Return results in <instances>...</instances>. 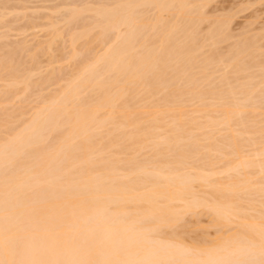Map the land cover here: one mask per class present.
Segmentation results:
<instances>
[{"label": "bare ground", "instance_id": "bare-ground-1", "mask_svg": "<svg viewBox=\"0 0 264 264\" xmlns=\"http://www.w3.org/2000/svg\"><path fill=\"white\" fill-rule=\"evenodd\" d=\"M77 1L23 27L29 69L0 53V264H264L260 36L212 0Z\"/></svg>", "mask_w": 264, "mask_h": 264}, {"label": "rangeland", "instance_id": "rangeland-1", "mask_svg": "<svg viewBox=\"0 0 264 264\" xmlns=\"http://www.w3.org/2000/svg\"><path fill=\"white\" fill-rule=\"evenodd\" d=\"M1 1L2 0H0V3H1ZM3 1H5V2H3ZM2 1V3H1V6H0V19H1V15H2V13H4V11H6L5 13H7L6 14V17H3L4 18V20H2L1 19V22H2V24H0V35L2 36V35H6V33L5 34H3L4 32H5V29H3V31L1 32V30H2V28L3 27H10L9 28V30H13L14 31V29H15V31L14 32H12V33H9L10 31L8 30V28L6 29L7 30V32L9 33H7L8 34V36H7V40L9 41H7L6 39H4V38H6V36H3V40L2 39H0V53L2 54V53H4L5 54V50L8 48H6V46H10V45H16L17 47H18V43H20L21 41L23 42V41H26V43L25 42H23V45H28V47L26 46V48L24 47V46H20V47H16V49L14 48V46L12 45V49H14V55H13V59H14V62H16V60H18V57L21 55V57L19 58L20 59V61L22 60V64H23V62H24V64H25V66L24 67H26V69H29V63H28V57L29 56H26L27 54L26 53H28V54H30V51H31V49H30V47L32 48V50H33V42L31 41H29V40H32L34 37L33 36H35L34 34L36 33V32H34L33 31V33H32V31H31V29L29 30V31H26L24 28H25V25H26V28L28 29L29 27H31V24H29V21H32L33 23H34V21H37V20H41V18H43L44 17V14H46L47 13V11H48V13L49 12H51L52 10H53V8L55 7L56 9H57V7H58V9L60 8V6H58V5H61V4H63L62 6L64 7L66 4H64V3H67L68 2V4L71 6V7H73V6H75V4H77V3H73L74 1L76 2L77 0H71V2H70V0H66V2L65 1H62V0H26V1H24V0H18L19 2L20 1H23L24 2V4H22L23 2H20L19 4H18V1L17 0H14V1H10V0H3ZM61 1L62 2H64V3H61ZM84 1H88V0H84ZM91 1V0H90ZM99 1H102L103 2V0H99ZM99 1H97L98 3H102V2H99ZM105 1V3H108L107 1H109V0H104ZM8 2H10V3H8ZM33 2V3H32ZM78 3H79V1H77ZM200 2H203V1H200ZM205 2V1H204ZM204 2H203V4H204ZM4 3V4H3ZM5 3H7V4H5ZM26 3H30L29 5L28 4H26ZM58 3V4H57ZM61 3V4H60ZM73 4V6L71 5V4ZM80 3H82V2H80ZM79 3V4H80ZM97 3V4H98ZM104 3V2H103ZM198 4H199V2H197ZM79 4H77V5H79ZM200 4H202V3H200ZM199 4V5H200ZM4 5H6V7H4ZM21 5V6H20ZM43 5V7H45V8H42L41 6ZM50 5V6H49ZM53 5H55V6H53ZM207 5H209V7H206ZM207 5H206V2H205V6H204V11L205 12H207V13H209V15L210 14H212V15H219L220 17H218V15L215 17H213L212 16V18L214 19V18H216V20H217V17H218V19H220L221 17L224 19V18H227V22H228V24H229V26L226 24V26L227 27H229L231 30V33H232V38L234 39H241L242 37L244 38L245 36H242V35H244V34H246V33H244V32H251L252 31V33H249V34H252V35H258V37L260 36V38L259 39H261L262 41L264 40L263 38H261V36L262 35H260L259 33H257L256 31H258V32H262V34H263V37H264V0H212V1H210L209 3H207ZM12 6H14V7H12ZM19 6H20V8H19ZM23 6H26L27 8H24ZM36 6L38 7L37 9H35L36 8ZM49 6V7H48ZM67 7H70V6H68V5H66ZM211 6V7H210ZM1 7H3V8H1ZM8 7V8H7ZM23 7V9H25L26 11H29V12H25V10H21V8ZM53 7V8H52ZM205 7H206V9H205ZM5 8H7V10L5 9ZM10 8H11V10H10ZM13 8V9H12ZM17 8V9H16ZM34 8V9H33ZM42 8V9H41ZM47 8H48V10H47ZM54 8V9H55ZM207 8H209V9H207ZM216 10H215V9ZM61 9H63L62 7H61ZM59 10V11H57V10H54V14H59V12L60 13H62V12H64V13H66L64 10ZM12 10H14L13 12H15V15H17V14H20V16L18 17V15H17V17L16 16H14V14H12ZM33 10H35V13L33 12ZM38 10V11H37ZM46 10V11H45ZM51 10V11H50ZM224 10V11H223ZM7 11H10L11 12V14H9L10 12H7ZM21 12V13H18V12ZM34 13V16L31 14L32 12ZM40 11H42V12H40ZM57 11V13H55ZM62 11V12H61ZM210 11V12H209ZM16 12H17V14H16ZM36 12H38L37 13V16L39 15V19L35 16L36 15ZM46 12V13H45ZM153 12V11H152ZM217 12V13H216ZM23 13H26V14H28L29 16H28V18H25V17H27L25 14H23ZM41 13L43 14V15H41ZM47 13V14H48ZM63 13V14H64ZM149 14L148 15H152V13L151 12H148ZM206 13V14H207ZM215 13V14H214ZM9 14V17L7 16ZM23 14V16L25 15V19L23 18V16H21ZM230 14V15H229ZM3 15H5V14H3ZM41 15V16H40ZM229 15V16H228ZM10 16H13V18L12 17H10ZM43 16V17H42ZM55 16V15H54ZM53 16V17H54ZM208 16V15H207ZM211 16V15H210ZM226 16H228V17H226ZM232 16V17H231ZM8 17V18H7ZM15 17L17 18V19H15ZM36 17V19L37 20H34V18ZM58 18H53L54 20L55 19H57L55 22H57V21H59V20H61V19H63V18H61V17H64L63 15L60 17L59 15L57 16ZM59 17L61 18V19H59ZM6 18H7V22H6ZM19 18L20 19H24V20H21V22L19 21ZM30 18H31V20H30ZM32 18H33V20H32ZM212 18L210 19L209 18V16H208V19H210V20H212ZM9 19V20H8ZM14 19V20H13ZM59 19V20H58ZM223 19H221L222 21H224ZM18 20V21H17ZM29 20V21H28ZM43 20V19H42ZM209 20V21H210ZM4 21H5V24H4ZM12 21H15V22H12ZM18 22V24H16L15 25V23H17ZM27 23H26V22ZM62 21V20H61ZM214 20H212V22H213ZM225 21H226V19H225ZM20 22V23H19ZM38 22V21H37ZM37 22H35V23H37ZM40 22V21H39ZM205 22V23H204ZM202 24H203V26H205L206 25V23H212L211 21L210 22H208V21H204ZM226 22V23H227ZM9 23H10V25H9ZM13 23V24H12ZM57 23H59V22H57ZM61 23V22H60ZM4 24V25H3ZM201 24V25H202ZM12 25V26H11ZM1 26H3L2 28H1ZM21 26H22V28L25 30V32H28V33H26V34H23V33H25V32H23L22 33V28H21ZM29 26V27H28ZM62 26V25H61ZM73 26V25H72ZM202 26V28H200V30L201 31H203L205 28ZM209 26V25H208ZM231 26V27H230ZM13 27V28H12ZM229 28H228V31H229ZM244 28V29H243ZM16 29H18V30H16ZM33 29V28H32ZM37 30V29H39L40 30V28H34V30ZM241 29V30H240ZM23 30V31H24ZM37 31V32H39V33H44V31H46V30H42V32H41V30L40 31ZM206 30V29H205ZM243 30H248V31H243ZM250 30V31H249ZM254 30H255V32H254ZM21 32V33H18V34H20V35H18V34H16L17 32ZM234 31V32H233ZM241 31H243V33H241ZM29 32H30V34L32 33L33 34V36H31V37H29L30 36V34H29ZM67 33H68V31H66ZM241 34H240V33ZM15 33V34H14ZM39 33H37L36 35V37H38L37 38V40L39 39H41L42 37H44L45 35L44 34H47V33H44L43 34V36H41V35H39ZM202 33V32H201ZM235 33V34H234ZM237 33H238V35H237ZM253 33H256V34H253ZM21 34H23L22 36L26 39V37H27V39L26 40H22V36H21ZM9 35H12V36H9ZM16 35V36H15ZM26 35V36H25ZM235 35V36H234ZM248 35V34H247ZM246 35V36H247ZM1 36H0V38H1ZM39 36H41V37H39ZM47 36V35H46ZM45 36V37H46ZM237 36V37H236ZM249 36V35H248ZM16 38V39H15ZM21 40H20V39ZM47 38V37H46ZM45 38V39H46ZM231 38V39H232ZM29 39V40H28ZM230 39V43H232L234 40L232 39L231 40ZM1 40H2V42H1ZM18 40L20 41V42H18ZM35 41H36V38L34 39ZM42 40H44V39H42ZM3 41L5 42V43H3ZM11 41V42H10ZM225 41H227V40H225ZM220 42L218 45H219V47H222L221 48V50H226L227 49V45H229L230 43L229 42ZM228 41H229V39H228ZM259 42L260 44H262V46L264 45V41L263 42ZM15 42H16V44H15ZM21 42V43H22ZM6 43H9V44H7L6 45ZM10 43H12V44H10ZM65 43L67 44V42L65 41ZM227 43V44H226ZM5 44V45H4ZM60 44V43H59ZM61 44H62V42H61ZM60 44V49L63 47L62 45ZM220 44H222L221 46H220ZM63 45H64V48L62 49L63 50V52H62V50L60 51V52H62V54H63V57H65L67 54H66V52H67V47H68V44H67V47H65V44L63 43ZM5 46V49L4 50H2L1 48L2 47H4ZM62 46V47H61ZM24 47V49L22 50V48ZM20 48H21V50H20ZM29 48V49H28ZM100 47H98V48H96V51H97V49H99ZM263 49H264V46L262 47ZM262 49V50H263ZM1 50H2V52H1ZM18 50H20V51H18ZM30 50V51H29ZM66 50V51H65ZM4 51V52H3ZM16 51H17V53H22V54H17L16 53ZM23 51H25V52H23ZM28 51V52H27ZM15 54H17V55H15ZM23 54H25V58L26 59H24L23 60ZM23 55V56H22ZM65 55V56H64ZM15 56H17V58L15 57ZM15 57V58H14ZM42 60H44L43 62H41L40 63V65H41V67L44 65V67H45V65L47 64H43L44 62H45V58L43 59L42 58ZM25 61H27V63H25ZM64 61V60H63ZM18 62V61H17ZM20 63V62H19ZM65 63H67L68 64V62L65 60ZM26 64H27V66H26ZM44 67H43V69H44ZM221 68H223V66L221 67ZM41 70H42V68H41ZM223 71H225V66H224V68L222 69ZM219 71H221V69L219 70ZM36 72V71H35ZM222 72V71H221ZM216 75H218V74H220V72L218 73H215ZM214 74V75H215ZM256 79V78H255ZM254 79V80H255ZM47 87H43L44 85H40V87L42 86L43 87V89L44 88H48V85L47 84H45ZM36 86V85H35ZM35 86L33 87L34 89H35ZM54 86V85H53ZM38 88H40L39 87V85L37 86ZM36 87V88H37ZM50 88H49V90L51 89V85L49 86ZM33 88H31V90L29 89L28 91H27V95H31L32 96V94L34 93V96L35 97H38V96H40V97H42V95L40 94V93H44L42 90V88H40V89H42V90H39L40 92H38V88L37 89H35V90H37V91H34V89ZM31 91H34L33 93L31 92ZM45 91V90H44ZM28 92H29V94H28ZM47 91H45V93H46ZM21 92H19V94H20ZM37 93L39 94V95H37ZM16 94L17 93H15V95H8V96H6V97H8V98H6V97H3V95L4 94H2L1 92H0V95H2V96H0V104L2 103V105H5L6 103L9 105H6V107H12V106H14L15 104L17 105V104H19V102H18V98H16V99H14L15 101H13V102H10L9 101V98H10V100L12 101V96L13 97H16ZM19 94H17V95H19ZM20 95H22V94H20ZM29 95V96H30ZM37 95V96H36ZM5 96V95H4ZM30 96V97H31ZM34 96H32L31 98L29 97L28 98V96L26 97L27 99V103H28V101H29V105H32L33 103V101H34V103L36 104L35 105V107L37 106V105H40L41 104V102H40V97L38 98V100H37V98H35ZM1 97H2V100H1ZM21 97V96H20ZM3 99H5V100H7V101H5V100H3ZM29 99V100H28ZM36 99V100H35ZM42 99V98H41ZM22 101L21 102H23V104L22 105H26V104H24V97L21 99ZM3 101H5V102H3ZM19 101H20V99H19ZM30 101H31V103H30ZM39 102V104L37 103V102ZM20 102V103H21ZM5 103V104H4ZM15 105V106H16ZM28 105V104H27ZM26 105V106H27ZM17 106H20V105H17ZM16 106V107H17ZM26 106H25V108H26ZM29 108L30 109H32V106L30 107L29 106ZM29 108H26L27 109V111H30V109ZM26 111V110H25ZM26 111V112H27ZM32 112H33V110H32ZM28 113V112H27ZM26 113V114H27ZM25 114V113H24ZM23 114V115H24ZM31 114V113H30ZM28 115H29V113H28ZM19 116H20V118H19ZM30 117V116H29ZM17 119L19 118L20 120H21V118H22V121L20 122H18L17 124L18 125H16V121L15 122H13V125H12V127L14 128V130L15 129H18L20 126L19 125H22L23 123H24V121L27 119V116H25L24 115V117H21V114H19L17 117H16ZM23 118H24V120H23ZM18 119V120H19ZM15 120V119H14ZM17 120V121H18ZM23 126V125H22ZM189 218V219H188ZM187 219H188V221H189V223L191 222V220H192V218L191 217H188ZM191 218V219H190ZM205 218V219H204ZM194 219V218H193ZM200 219L202 220V222H204V223H206L208 220V218L206 219V216L204 217V216H201L200 217ZM195 220V219H194ZM192 221V223H194L195 221ZM206 221V222H205ZM192 225V224H191ZM192 236L194 235V233H192L191 234Z\"/></svg>", "mask_w": 264, "mask_h": 264}]
</instances>
